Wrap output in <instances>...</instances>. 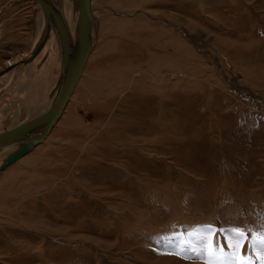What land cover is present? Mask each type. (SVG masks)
<instances>
[{
    "label": "rangeland",
    "instance_id": "rangeland-1",
    "mask_svg": "<svg viewBox=\"0 0 264 264\" xmlns=\"http://www.w3.org/2000/svg\"><path fill=\"white\" fill-rule=\"evenodd\" d=\"M93 2L82 83L0 177V264H208L209 245L264 264V0ZM35 21L34 0H0V136L60 78L57 46L8 69Z\"/></svg>",
    "mask_w": 264,
    "mask_h": 264
},
{
    "label": "bare ground",
    "instance_id": "bare-ground-1",
    "mask_svg": "<svg viewBox=\"0 0 264 264\" xmlns=\"http://www.w3.org/2000/svg\"><path fill=\"white\" fill-rule=\"evenodd\" d=\"M76 1L79 2V3H83L84 0H76ZM88 2H89L88 11H89V14H90V20H89V45H90V49L89 50L90 51L87 53V57L85 59V63H84L83 68H82V70L80 72V75H79V78L77 80V83L74 86V88L72 89L71 93H69V95L67 97V100H66V102H65V104L63 106L64 108L61 111V115L58 118V120L55 123V125L51 128V130L48 133V135L38 145H36L32 150H30L28 153H26L25 155H23L22 157L17 159L15 162H17L19 160H22L24 157H26L28 154L33 152L39 145L43 144L49 138V136L52 134L55 126H57V124L60 122L61 118L63 117V115H64V113H65V111L67 109L68 104L73 99L74 94L77 91V88L80 86V84L83 81L82 79L85 76V69H86V66H87L88 59L90 58V55L92 54V51L94 50L95 45L97 44L98 37H99V30H98V27H97V24H96V21H95L96 18L94 16L95 14H94V10H93V9H95V8H93V3L94 2H93V0H88ZM34 12H35V16H37L40 21H35V23H36L35 25H37L36 29L37 28L38 29H37V34H36L37 37H36V40H35V43H34V46H33L32 50H34L37 46H39L41 40L45 37V31H48V35L46 36V39L44 40L43 45H41V46H39L37 48V52H35L34 55L30 56L31 53H29L25 59L21 58L22 60H20L19 62L17 60L16 61H11V62H13L14 66H9L8 69H9V71L11 73L12 72L17 73L16 76L18 74H20L21 72H23V70L26 68V66L30 65V68H32V65H34V63L37 62V60L42 55H45L47 53L45 50L49 51L48 49H50V48L48 46H57V48H56V51L58 53L57 56H59L61 58L62 62L68 63L70 58H71V56H72V54H73V50H74V47H75L76 42H77V33H78L77 31H78V27H79V10H78V7H77V5L75 4L74 1H72V0H34ZM58 21H60V23L64 27V35L65 36H64V39H63L64 47H63L62 50H61V46L59 44V41L57 39V35H58L57 24H58ZM62 53H64V55H65L63 59H62ZM15 62H17V63H15ZM16 66H19L18 68H20V69H18L16 71H12L13 69H15ZM30 68H29V70H30ZM26 69L28 70V68H26ZM31 71L35 72L33 70H30V72ZM126 71H127V74H128V70H126ZM126 71L122 72L123 76L120 77L121 79L124 76L125 77L127 76V74L125 73ZM1 76H2V73L0 74V77ZM59 76L61 78V74ZM7 77H9V76H7ZM23 77H21V78H23ZM15 79H16V77H15ZM27 81L29 82V80H27ZM2 82H4V81H2ZM56 83H57V81H56ZM54 86H55V84L52 85V88H54ZM141 87L143 88L144 86L141 85ZM52 90L53 89H51V92H52ZM94 93L96 94V92H94ZM96 96H97V94H96ZM38 102H39V100H38ZM31 104H32V102H31ZM43 104H45V103H43ZM51 104H52V100L50 99L49 102H47V104L45 106L42 105L36 113H34V111H33L32 114L30 113L31 117L29 118V120L21 128H19V129L17 128V130H14L13 132H11L9 134H12V133H15V132H20L25 127H34L35 124L38 123V121L45 116V113L50 109ZM2 136H5V135L2 134ZM2 136H0V137H2ZM7 149L8 150L4 154H2L0 156V177H1V175H3L6 172L5 170L8 167H10L12 164L15 163V162H13L9 166H7L4 169H2V165H3L4 160L6 159V157L13 150V149L10 150V147L7 148Z\"/></svg>",
    "mask_w": 264,
    "mask_h": 264
},
{
    "label": "water",
    "instance_id": "water-1",
    "mask_svg": "<svg viewBox=\"0 0 264 264\" xmlns=\"http://www.w3.org/2000/svg\"><path fill=\"white\" fill-rule=\"evenodd\" d=\"M79 10V27L77 33V42L73 50V54L68 63L62 62L61 66V78L55 84L48 99L44 102V106L52 100L50 109L45 113V116L35 124L34 127H25L20 132H15L0 137V156L4 154L10 147L11 153L6 157L3 162L2 169L9 166L17 159L28 153L36 145H38L50 132L51 128L55 125L58 118L61 115L63 106L67 100L69 93L77 83L80 72L85 63L87 53L90 51L89 45V20L90 14L88 11V0H84L83 3H79L76 0H72ZM48 27V26H47ZM46 27V28H47ZM58 35L57 39L61 46V50L64 47V27L58 21ZM48 31H45V37L41 40L39 46L43 45ZM37 46L30 53V56L37 52ZM208 55V54H207ZM62 53V59L64 58ZM43 106V107H44ZM37 118V117H36Z\"/></svg>",
    "mask_w": 264,
    "mask_h": 264
},
{
    "label": "snow or ice",
    "instance_id": "snow-or-ice-1",
    "mask_svg": "<svg viewBox=\"0 0 264 264\" xmlns=\"http://www.w3.org/2000/svg\"><path fill=\"white\" fill-rule=\"evenodd\" d=\"M232 231L239 236L240 240H243L245 238V233L241 229H233ZM259 242H260V244L262 246H264V234L261 235V238H260V241ZM234 247H236L237 249H239L241 247L239 241L234 245ZM219 252H220V254H217L218 253V250L212 249L211 248V245H209L208 264H215V261L216 260L222 259V250H219ZM176 254L177 255H180L179 252H177ZM259 259H261L262 261H264V255H261L259 257ZM239 264H248V261L245 260V258H243L241 256Z\"/></svg>",
    "mask_w": 264,
    "mask_h": 264
},
{
    "label": "crops",
    "instance_id": "crops-1",
    "mask_svg": "<svg viewBox=\"0 0 264 264\" xmlns=\"http://www.w3.org/2000/svg\"><path fill=\"white\" fill-rule=\"evenodd\" d=\"M2 77H3V76H2ZM2 77H1V78H2ZM4 77H5V76H4ZM3 80H4V78H3ZM3 80H2V81H3ZM4 81H5V80H4ZM47 93H48V91H47ZM5 128H6V127L4 126V129H5ZM7 128H8V127H7ZM7 128H6V129H7Z\"/></svg>",
    "mask_w": 264,
    "mask_h": 264
}]
</instances>
